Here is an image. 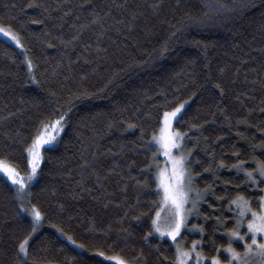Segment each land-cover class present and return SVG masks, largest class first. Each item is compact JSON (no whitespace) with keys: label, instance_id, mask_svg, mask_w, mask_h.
<instances>
[{"label":"trees","instance_id":"trees-1","mask_svg":"<svg viewBox=\"0 0 264 264\" xmlns=\"http://www.w3.org/2000/svg\"><path fill=\"white\" fill-rule=\"evenodd\" d=\"M221 2L231 11H214L217 0H0V24L23 43L0 38V156L26 175L33 127L71 108L22 198L0 176V264H15L33 205L42 224L26 264H174V244L152 226L161 197L146 145L182 102L173 127L187 133L194 187L207 191L196 232L176 244L201 241L204 264L220 248L224 264L230 201L239 192L257 206L264 195L232 167L264 160V0ZM85 91L94 95L77 99Z\"/></svg>","mask_w":264,"mask_h":264},{"label":"snow or ice","instance_id":"snow-or-ice-1","mask_svg":"<svg viewBox=\"0 0 264 264\" xmlns=\"http://www.w3.org/2000/svg\"><path fill=\"white\" fill-rule=\"evenodd\" d=\"M28 7L34 6L28 4ZM206 7H212L206 5ZM241 7H248L247 4H242ZM216 12L221 10H228V5L217 0V5L213 9ZM38 20H33V23H39ZM0 34L3 37L10 38L14 41L17 47H23L22 40L18 33L14 32L11 26L0 24ZM176 33L171 34L175 37ZM167 51V42L162 45V53ZM27 59V57H26ZM27 65L29 75L31 76L33 70V62L31 59H27ZM35 80V77H32ZM55 96V92L52 93ZM93 93L82 92L77 99H89ZM195 95V93H193ZM71 104V101H69ZM186 108V102H182L171 110L163 112V123L160 130V134H153L151 140L146 147L152 150L155 145V151H153L151 157V163L147 166L149 171L153 170V165L156 166L157 171L155 173V182L157 195L161 197L157 202L155 216L152 219V226L156 233H159L161 237L168 236L174 242L181 233V229L185 226L187 215L196 208L197 202L204 199L205 192H201L194 187L192 173L188 167V156L183 152L184 140L187 133L174 129V121L178 122L183 115V111ZM71 108L61 111L53 109L46 117L39 120V122L33 127V131L30 135L31 143L27 144L24 148V152L27 153V163L30 165V172L27 173L25 179L20 170L14 167L11 163L7 162L5 157L0 156V176H6L8 181H11L13 186H17L15 194L17 198H22L27 187V182L31 181L37 174L39 167V160L41 159V150L47 148L51 143L55 141L56 132L59 129H63L64 125L70 118ZM196 125H193L195 127ZM130 128L135 127L134 124L129 125ZM10 147V146H8ZM173 149L176 152H173ZM163 154L167 159L164 162V168L159 167V161L157 159L158 154ZM255 161L254 168H247L243 162H238L233 165L237 171H243L245 173L246 184L252 187H259L264 184V160L253 158ZM170 165V171H169ZM223 161L221 167H223ZM229 183V181H226ZM195 193V195H191ZM191 201L192 208H186L185 205ZM257 206L250 203V198L245 197L243 194L237 193L229 203V210L235 213L233 219L235 223L230 229H228V243L223 249L224 264H264V195L259 196V200L255 202ZM162 209L167 212V215L162 219ZM24 209L22 208V211ZM19 216V213L17 214ZM32 219L28 224L30 231L23 235L22 239H18V243L15 247V264H26L29 249L31 248V241L35 238L34 234L39 231L42 224V212L33 205L30 213ZM21 221L23 217L20 218ZM246 224V230L244 229ZM57 231L63 230L57 228ZM201 233L204 229L200 228ZM151 234V233H150ZM73 245H76V240L71 236L68 237ZM239 240L242 242L243 250L237 251L233 246V241ZM201 241H192V247L190 249L177 243L174 253V264H189V261H194V264H204L205 253L200 247ZM78 248L84 249L83 243L77 245ZM217 255L210 257V264H222L221 249H216ZM79 254V253H78ZM100 256H105L103 251L99 252ZM110 260L117 261V264H127V262L120 257H109ZM165 259H168L167 257Z\"/></svg>","mask_w":264,"mask_h":264},{"label":"rangeland","instance_id":"rangeland-1","mask_svg":"<svg viewBox=\"0 0 264 264\" xmlns=\"http://www.w3.org/2000/svg\"><path fill=\"white\" fill-rule=\"evenodd\" d=\"M0 38L1 39H3V40H5V41H7L8 43H10V44H12L13 46H15V47H17L16 46V44H15V42L14 41H11L10 40V38H6V37H3V34H0ZM17 48H21V47H17ZM162 123H163V118H162V122H161V125H160V128H159V133H158V135L160 134V130H161V127H162ZM62 130L63 129H59V130H57V132H56V136L57 135H59L61 132H62ZM53 144V143H52ZM51 145V144H50ZM49 145V146H50ZM173 152L175 153L176 152V150L175 149H173ZM184 152V151H183ZM185 153V152H184ZM186 155V154H185ZM158 157H159V162L161 163V165H162V167H161V169L162 168H164V162H165V160L167 159L166 157H164L163 156V154L161 153V154H159L158 155ZM41 161H42V154H41V159L39 160V166L41 165ZM30 170H31V168H30V165H29V171L28 172H30ZM169 171H170V165H169ZM22 175V174H21ZM25 179L27 178V174L26 175H22ZM8 183H10L11 185H12V183H11V181H8L7 180V177L6 176H2ZM35 178V177H34ZM34 178L31 180V181H28L27 182V186L31 183V182H33L34 181ZM13 186V185H12ZM15 189H16V187H18V185L17 186H13ZM191 195H195V193H192ZM199 202V201H198ZM198 202H197V204H198ZM185 207L186 208H192V204H191V201L188 203V204H186L185 205ZM196 209H197V206H196V208L195 209H193L192 211H191V213H189L188 215H187V219H186V222H185V226L181 229V233H180V235L177 237V239H176V241L174 242L170 237H168V236H165L164 238H167V239H169L173 244H174V246H175V249H176V242H178V240L182 237V239H183V235H185V236H190V235H193L194 234V232H196V230H197V228H196V226L193 224V223H191L192 222V217H193V214L195 213V211H196ZM167 215V212H165V211H163V209H162V219H163V217L164 216H166ZM245 229H246V224H245ZM184 233V234H183ZM158 236H160L159 235V233H156ZM161 237V236H160ZM181 239V240H182ZM190 240H192V238L190 239ZM182 244V243H181ZM194 261H189V264H191V263H193ZM117 264V263H116Z\"/></svg>","mask_w":264,"mask_h":264}]
</instances>
